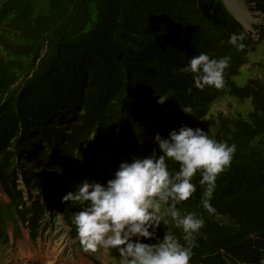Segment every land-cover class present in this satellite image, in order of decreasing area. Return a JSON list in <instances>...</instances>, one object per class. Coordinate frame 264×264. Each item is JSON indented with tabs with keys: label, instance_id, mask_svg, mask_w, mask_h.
I'll return each instance as SVG.
<instances>
[{
	"label": "trees",
	"instance_id": "1",
	"mask_svg": "<svg viewBox=\"0 0 264 264\" xmlns=\"http://www.w3.org/2000/svg\"><path fill=\"white\" fill-rule=\"evenodd\" d=\"M84 1L94 9L86 29L71 20L74 0H45L44 8L36 0H4L0 6V241L6 239L1 193L24 222L29 212L46 210L34 201L21 207L25 195L16 190L15 173L23 152L35 160L20 169L24 180L41 183L42 189L57 184L43 194L59 208L76 239L72 216L80 209L62 202L76 188L67 180L88 174L81 181H96L103 173L107 182L121 162L154 149L160 154L156 134L167 138L187 125L237 148L231 166L217 178L213 212L202 206L199 174L192 180L196 191L177 205L182 214L196 212L205 222L190 264H264V81L237 85L239 65L231 60L225 88L201 91L191 75L178 71L201 52L215 58L203 31L188 18L189 5L215 18L229 35L245 32L242 25L220 0ZM252 1L261 2L257 6L264 13V0ZM52 30L57 32L51 54L5 97L26 72L24 58L37 66L43 38ZM170 89L174 95L158 104V95ZM223 96L249 98L253 108L245 118L220 117L216 127L210 126L205 122L208 104ZM181 106L193 112L186 114ZM168 167L176 171L179 165L169 161ZM164 218L170 222L162 221L153 239L143 242L154 244L171 232L184 243L181 229Z\"/></svg>",
	"mask_w": 264,
	"mask_h": 264
},
{
	"label": "clouds",
	"instance_id": "2",
	"mask_svg": "<svg viewBox=\"0 0 264 264\" xmlns=\"http://www.w3.org/2000/svg\"><path fill=\"white\" fill-rule=\"evenodd\" d=\"M246 39L244 32L233 33L228 44L243 52ZM230 63V56L217 59L201 52L178 71L191 75L193 86L201 91L223 90ZM176 71L173 69L174 74ZM187 92L191 94L192 88ZM173 95L171 89L159 94L157 103L162 105ZM181 107L186 114L193 112L191 106ZM154 141L160 154L154 149L146 157L121 162L106 183L84 179L63 196L62 202L80 209L72 216V224L84 253H95L100 248L115 250L120 256L119 264H190L205 222L196 212L182 214L177 205L196 191L192 180L199 174V184L204 189L202 206L213 212L210 200L217 178L231 166L237 148L187 125L172 130L167 138L156 134ZM169 161L177 163L178 170L170 171ZM162 208L164 217H170L181 229L184 243L171 232L154 244L143 242L153 239L162 221L170 222L160 215Z\"/></svg>",
	"mask_w": 264,
	"mask_h": 264
},
{
	"label": "rangeland",
	"instance_id": "3",
	"mask_svg": "<svg viewBox=\"0 0 264 264\" xmlns=\"http://www.w3.org/2000/svg\"><path fill=\"white\" fill-rule=\"evenodd\" d=\"M4 0H0V6ZM227 11L237 19L247 35L249 50L243 52L237 51L236 48L228 44L230 37L223 27L219 26L215 18H206L198 8H192V12H188V18L195 23L203 31L205 40L213 47L215 58L230 56L231 60L239 65L234 81L237 85H243L249 79H260L264 81V13L261 12L252 0H220ZM38 8H44L45 0H36ZM71 20L79 28L86 29L94 21V9L92 5L84 0H74ZM215 21V22H214ZM56 30L48 32L42 41L40 56L37 66L31 67L32 59L23 60L26 64V72L19 75L18 80L12 84L5 94V97L12 95L20 87L24 79L33 73L39 65L53 51ZM263 37V38H261ZM6 56L7 53L3 52ZM253 106L249 98L237 99L233 96L217 97L208 104V114L205 122L210 126L216 127L218 119L247 117ZM64 125H61V127ZM44 146V145H43ZM46 149V147H44ZM31 157L23 152L17 157L21 163L15 173L16 190L23 192L24 201L21 207L28 208L30 204L39 202L46 208L42 215H35L29 212L26 215L27 222L22 220L17 210L10 203V199L1 193V202L3 204V215L6 230V239L0 241V264H45L49 258L45 252L46 247L55 248L60 251L56 264H68L66 261V252L72 254V264H119V253L115 250L98 249L95 253H84L79 247V243L72 237L71 226L67 222L64 215L59 211L52 201H46L44 191L56 187L57 184H50L45 189L41 188V183L27 182L21 170H26L35 163L30 160ZM124 162V161H123ZM38 172H41L39 170ZM80 176L68 179V185H77L81 182ZM103 173L99 174L97 182L106 183ZM59 185V184H58ZM29 196V199H28ZM164 212L161 211L160 215ZM53 246V247H52ZM62 249V250H61ZM46 254V255H45ZM45 255V256H43ZM84 260H81V256ZM65 260V261H64Z\"/></svg>",
	"mask_w": 264,
	"mask_h": 264
},
{
	"label": "bare ground",
	"instance_id": "4",
	"mask_svg": "<svg viewBox=\"0 0 264 264\" xmlns=\"http://www.w3.org/2000/svg\"><path fill=\"white\" fill-rule=\"evenodd\" d=\"M53 247V246H52ZM62 250V249H61ZM44 253H47L48 255H46V256H48L49 258L46 260V262H45V264H56V262H57V260H58V254L60 253V251H56L55 250V248L53 247L52 249H49V247H46V249H45V252ZM45 255H43V256H45ZM81 256V255H80ZM81 258V260H84V256H81L80 257ZM71 260H72V254L69 252V251H67L66 252V261H68L69 263L68 264H72V262H71ZM65 261V260H64ZM76 261L79 263V264H81L80 262H79V260H77L76 259Z\"/></svg>",
	"mask_w": 264,
	"mask_h": 264
}]
</instances>
